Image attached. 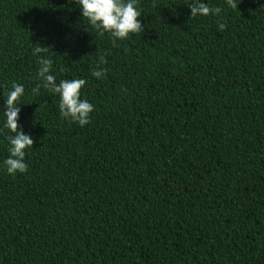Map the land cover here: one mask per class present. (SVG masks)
I'll use <instances>...</instances> for the list:
<instances>
[{
    "label": "trees",
    "instance_id": "16d2710c",
    "mask_svg": "<svg viewBox=\"0 0 264 264\" xmlns=\"http://www.w3.org/2000/svg\"><path fill=\"white\" fill-rule=\"evenodd\" d=\"M200 2L220 15L137 0L142 33L113 47L75 0H0V264H264V0ZM36 45L87 81L85 126L33 94ZM13 83L34 143L8 175Z\"/></svg>",
    "mask_w": 264,
    "mask_h": 264
},
{
    "label": "clouds",
    "instance_id": "9594fccd",
    "mask_svg": "<svg viewBox=\"0 0 264 264\" xmlns=\"http://www.w3.org/2000/svg\"><path fill=\"white\" fill-rule=\"evenodd\" d=\"M227 6L237 10L240 0H225ZM75 3L82 11V17L88 21L91 28L95 29L99 35L103 36L108 33L112 38L113 47L117 46V40H124L130 34H140L143 26L139 21L141 11L137 10V0H75ZM191 12L190 18L197 16L207 17L209 15L219 16L221 7H209L208 4L201 3L200 0H190L188 4ZM155 7V4L153 5ZM227 25L223 22L218 23L220 31L225 30ZM48 47L36 45L33 55L37 57L39 65L35 79L40 81L32 89L33 94H39L43 88L58 96V109L61 119L70 120L78 123L81 127L90 122V114L94 106L87 99H81V89L86 85L85 79H61L57 83V78L52 72V59L45 58L40 54H47ZM55 54V53H54ZM107 63L104 55L99 56L96 68L91 71V75L97 79L105 75L106 69L101 65ZM24 95V86L13 83L11 90L5 92V105L3 115L6 118L4 128L12 135H7L9 156L4 160V167L8 175L16 173H25L28 165L25 163L26 149H32L33 139L25 135L19 129V100Z\"/></svg>",
    "mask_w": 264,
    "mask_h": 264
}]
</instances>
